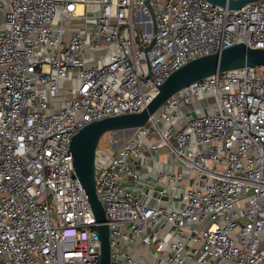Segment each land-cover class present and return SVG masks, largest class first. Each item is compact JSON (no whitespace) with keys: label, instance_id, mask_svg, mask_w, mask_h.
Instances as JSON below:
<instances>
[{"label":"built area","instance_id":"built-area-1","mask_svg":"<svg viewBox=\"0 0 264 264\" xmlns=\"http://www.w3.org/2000/svg\"><path fill=\"white\" fill-rule=\"evenodd\" d=\"M236 43L264 48V0H0V264H97L71 137ZM118 132L94 158L110 264H264V66L198 80Z\"/></svg>","mask_w":264,"mask_h":264},{"label":"water","instance_id":"water-1","mask_svg":"<svg viewBox=\"0 0 264 264\" xmlns=\"http://www.w3.org/2000/svg\"><path fill=\"white\" fill-rule=\"evenodd\" d=\"M213 6L239 9L259 0H206ZM155 31V30H153ZM264 66V48H252L236 43L220 52L200 56L188 61L173 71L157 85L155 96L139 112L122 113L92 121L79 129L70 140L74 175L78 179L96 222L99 238V257L97 264H110L109 228L104 208L95 190V150L100 138L107 132L119 131L126 134L143 126L153 114L172 95L217 72L242 67Z\"/></svg>","mask_w":264,"mask_h":264},{"label":"rangeland","instance_id":"rangeland-1","mask_svg":"<svg viewBox=\"0 0 264 264\" xmlns=\"http://www.w3.org/2000/svg\"><path fill=\"white\" fill-rule=\"evenodd\" d=\"M204 98L206 97V96H204V94L202 93L201 94ZM192 99L193 100H196V98L195 97H192ZM208 99H209V104H212V103H215V99H214V93L213 92H210L209 94H208ZM131 136V134H126L124 131L123 132H118L117 133V135H116V137H117V142H120V141H124V140H126V139H128L129 137ZM107 137H106V134L103 136V139L102 140H99V147L101 148V149H104V150H107V151H109L110 149H111V146H110V144L108 143V142H106V139ZM166 170V169H165Z\"/></svg>","mask_w":264,"mask_h":264},{"label":"crops","instance_id":"crops-1","mask_svg":"<svg viewBox=\"0 0 264 264\" xmlns=\"http://www.w3.org/2000/svg\"><path fill=\"white\" fill-rule=\"evenodd\" d=\"M146 255H147V253L146 252H144Z\"/></svg>","mask_w":264,"mask_h":264}]
</instances>
